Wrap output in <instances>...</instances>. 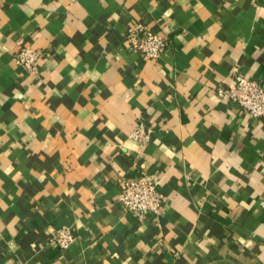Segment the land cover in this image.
Instances as JSON below:
<instances>
[{
    "label": "crops",
    "instance_id": "0c3cea01",
    "mask_svg": "<svg viewBox=\"0 0 264 264\" xmlns=\"http://www.w3.org/2000/svg\"><path fill=\"white\" fill-rule=\"evenodd\" d=\"M238 74L264 85V0H0V264H264V119L218 94ZM143 174L166 199L140 218L119 196Z\"/></svg>",
    "mask_w": 264,
    "mask_h": 264
},
{
    "label": "built area",
    "instance_id": "2783aa9c",
    "mask_svg": "<svg viewBox=\"0 0 264 264\" xmlns=\"http://www.w3.org/2000/svg\"><path fill=\"white\" fill-rule=\"evenodd\" d=\"M130 48L139 52L146 60L158 59L168 46L166 35L147 29L143 24H135L128 29ZM19 49L14 61L27 71H38L43 55L39 48L18 41ZM221 98L239 103L252 118L264 119V85L255 79L238 74L234 83L219 86ZM153 129L140 119L132 136L144 143L151 140ZM166 199L156 176H124L119 196L120 203L134 215L145 218L149 213L159 214ZM76 228L70 224L60 226L54 236L55 243L63 249L69 248L76 240Z\"/></svg>",
    "mask_w": 264,
    "mask_h": 264
}]
</instances>
